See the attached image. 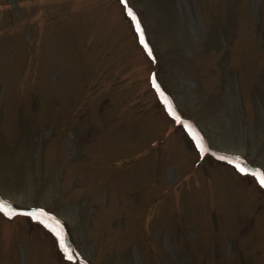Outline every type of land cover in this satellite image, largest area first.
<instances>
[{"label": "rangeland", "instance_id": "rangeland-1", "mask_svg": "<svg viewBox=\"0 0 264 264\" xmlns=\"http://www.w3.org/2000/svg\"><path fill=\"white\" fill-rule=\"evenodd\" d=\"M257 173L264 0H0V264H264Z\"/></svg>", "mask_w": 264, "mask_h": 264}, {"label": "snow or ice", "instance_id": "snow-or-ice-1", "mask_svg": "<svg viewBox=\"0 0 264 264\" xmlns=\"http://www.w3.org/2000/svg\"><path fill=\"white\" fill-rule=\"evenodd\" d=\"M121 3H125V0H120ZM129 15L131 16V13H129ZM133 20H135V17H132ZM137 31L139 32V25H137ZM140 43L141 45L145 48V50L148 52V55L151 56V50L148 49V46L144 43V39L143 36L141 35V39H140ZM153 87H157V85L155 84V81L153 80ZM159 89L157 88V91ZM237 171L241 172V173H245V169L241 168L239 165H235ZM255 178L257 180V182L259 183L260 187L264 188V174H255ZM0 212H3L5 216H9V218H11L10 214L8 213V211L6 209H4L2 206H0ZM22 215H31L33 219H37L38 216L36 213H22ZM39 215H43V213H40ZM46 227H48V225H45ZM50 231L55 232L54 229L50 228ZM58 236V233H57ZM61 249L64 251L65 257L68 260L72 259V256L67 252V249L64 248L63 243L61 242Z\"/></svg>", "mask_w": 264, "mask_h": 264}]
</instances>
